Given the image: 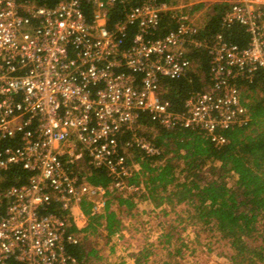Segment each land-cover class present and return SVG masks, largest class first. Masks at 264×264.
<instances>
[{"label": "built area", "instance_id": "2783aa9c", "mask_svg": "<svg viewBox=\"0 0 264 264\" xmlns=\"http://www.w3.org/2000/svg\"><path fill=\"white\" fill-rule=\"evenodd\" d=\"M126 1L59 0L46 7L0 0V264H81L67 246L88 235L89 215L104 214L113 192L141 202L143 182H128L139 166L127 162L126 151L133 144L148 156L159 152L138 134L141 116L167 129L201 130L216 146L227 142L223 130L250 118L237 81L264 71V0H139L111 24L113 7ZM218 2L227 4L221 27L242 26L247 46L220 32L211 40L200 36L204 23L190 8L203 4L197 12L206 19ZM167 15L175 25L157 35ZM199 49L210 56L208 89L173 111L161 80L193 71L190 54ZM126 131L132 140L122 146ZM85 163L105 169L112 181L89 183L77 171ZM13 166L31 176L3 188V171ZM52 205L64 214L49 211ZM127 228L112 235L122 247Z\"/></svg>", "mask_w": 264, "mask_h": 264}, {"label": "trees", "instance_id": "16d2710c", "mask_svg": "<svg viewBox=\"0 0 264 264\" xmlns=\"http://www.w3.org/2000/svg\"><path fill=\"white\" fill-rule=\"evenodd\" d=\"M23 1L51 7L59 0ZM138 1L128 0L125 6L117 4L113 7L111 24L123 18L125 8ZM200 7V4L196 6L197 9ZM226 7L224 2L211 6L200 36L211 40L220 32L226 40L241 47L247 46L249 36L242 26L221 27V16ZM83 8L90 19L91 6L86 4ZM174 25L169 15L163 16L156 34L165 33ZM131 34L132 30L124 41V47L131 45ZM190 58L196 64L195 70L179 79L163 78L160 83L162 99L173 111H182L184 101L191 94L208 89L210 56L207 50H194ZM237 83L244 101H247L245 105L250 118L241 125L223 130L227 142L222 146L214 145L209 135L201 130L184 127L167 129L148 115L141 116L138 134L150 140L159 152L148 156L133 144L128 147L126 152L130 158L127 162L139 166L137 170L132 168L128 182H143L145 192L138 196L141 202H151L155 210L161 209L164 214L166 208L162 205H169L172 210L178 211V216H185L197 238H209L210 252L214 251L213 245H218L220 251L217 255L227 256L232 264H264V71L258 70L252 78L240 79ZM146 129L149 132H145ZM131 140V132L126 131L120 136L119 144L124 146ZM4 144L14 142L5 141ZM180 165L183 167L180 168ZM77 171L79 176L94 185L107 186L112 181L105 169L87 163ZM207 172L210 177L205 176ZM2 175V187L6 188L27 183L31 173L20 166H13L4 170ZM227 178L233 180L231 185ZM136 196L111 193L104 214L89 215L88 227L84 229L88 235L79 243L68 245L67 251L81 264L90 257L102 262L104 259L99 250L88 248L86 242L92 235L103 237L102 229L107 238L126 229L125 221L130 220L131 223L138 216ZM81 207L89 214L88 204L83 202ZM49 211L64 214L57 205H52ZM170 239V232L164 231L157 245L145 244L139 255L134 253L135 263L140 264L155 255L159 245L160 250L168 249ZM223 248H227L229 254Z\"/></svg>", "mask_w": 264, "mask_h": 264}, {"label": "rangeland", "instance_id": "374dc122", "mask_svg": "<svg viewBox=\"0 0 264 264\" xmlns=\"http://www.w3.org/2000/svg\"><path fill=\"white\" fill-rule=\"evenodd\" d=\"M193 16H196V19L197 17L205 19L206 14L205 12H196ZM145 132H149V130L147 131L146 129ZM182 167L183 166L180 165V168ZM205 176L210 177L208 172ZM227 181L230 185L233 183L231 178H227ZM138 205V216H136L134 221L132 220L131 223H128L131 228V231L129 232L130 240L127 242L125 248H129L130 252L137 249L139 245L144 246L145 244H148L149 241H152L157 245L160 234L164 231H169L171 234V239L167 243L169 248L166 250H160L161 245H159L156 254L152 255V258L149 259L152 264H162L161 262L168 258L172 259L171 264H232L230 260L227 259V256L217 255L219 250L218 245H213L214 251L210 252L208 250L209 238L206 239L204 236L197 238L186 217L181 215L178 216L179 213H176L178 212L177 210H172L169 205L164 204L162 206L166 208L165 214L164 212H161V209H156L154 210V213H151L152 210L144 207V203L140 202ZM143 208L145 211L147 210V213H142ZM181 217H183V219H181ZM101 238V235H92L90 241L86 242L87 247L92 248L95 244L94 241H99ZM96 245L101 248L100 253L102 254L100 255L103 256L104 260L99 262L95 258L90 257L82 262V264H102L108 261L106 259L107 256L104 253L105 243L101 241ZM223 250L225 253L229 254L227 248H223ZM109 264L111 263L109 262Z\"/></svg>", "mask_w": 264, "mask_h": 264}, {"label": "crops", "instance_id": "0c3cea01", "mask_svg": "<svg viewBox=\"0 0 264 264\" xmlns=\"http://www.w3.org/2000/svg\"><path fill=\"white\" fill-rule=\"evenodd\" d=\"M200 5L203 6V4H200ZM196 6L197 5L193 6L190 9H192L193 12H197V10H199V9H197ZM200 9H201V7H200ZM200 20L202 22H200ZM200 20L196 19V21L199 24L201 23L200 25H202L206 19L204 20V19L200 18ZM142 203H144V207L151 209V210L154 209V206L151 202L143 201ZM142 211H143L142 213H147L146 212L147 210L145 211L144 208ZM139 213H141V212H139ZM129 231H131V228L128 224L127 233ZM127 233H125L123 236H121V239H123V238L126 239L128 237ZM104 235L101 239H99V241L98 240L94 241L95 244L93 245V247L98 249L100 252L101 248L99 246H97L96 244L100 243L101 241H103V243H105V246H104L105 252L104 253L107 256V257L105 256L106 259L108 260V261H106L107 264H109V262L111 264H136L133 255H134V253H136V256L139 255L140 250L142 249L143 246L139 245V247L137 249H134V250H132V252H130L129 248L122 247L120 244H118V242L120 241L119 239L117 240L112 235L107 238L106 235L105 236ZM127 242H128V240H127ZM149 243H154V242L149 241ZM100 254H102V253H100ZM151 258H152V256H149V259H151ZM149 259L148 260H142L140 264H152V262ZM171 262H172V259L168 258L166 260H163V262H161V263L162 264H171Z\"/></svg>", "mask_w": 264, "mask_h": 264}]
</instances>
